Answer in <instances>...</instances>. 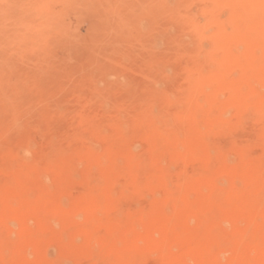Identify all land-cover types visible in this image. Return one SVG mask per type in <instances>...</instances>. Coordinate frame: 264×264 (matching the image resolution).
Listing matches in <instances>:
<instances>
[{"label": "rangeland", "instance_id": "1", "mask_svg": "<svg viewBox=\"0 0 264 264\" xmlns=\"http://www.w3.org/2000/svg\"><path fill=\"white\" fill-rule=\"evenodd\" d=\"M146 1L0 0V109L22 116L0 121V264H264V74L241 84V47L183 92L156 78Z\"/></svg>", "mask_w": 264, "mask_h": 264}, {"label": "bare ground", "instance_id": "2", "mask_svg": "<svg viewBox=\"0 0 264 264\" xmlns=\"http://www.w3.org/2000/svg\"><path fill=\"white\" fill-rule=\"evenodd\" d=\"M150 1L151 0L146 1V4L149 3V4H147L148 6H150V3H151ZM153 2H155L154 7L152 6L153 4L151 6L153 7L152 9H154V13H153V11H151V12L148 11V14L153 13L155 15V20H154L155 26H153L154 24L149 25V23H148V25L153 26V28L155 29V33H156V35L155 34L154 35L157 36V34H158V36L161 38L160 41L164 42L163 43L164 47L162 48V50L161 51L159 50L160 52L154 51L153 52V54H155L154 57L151 56L152 60L154 58V60H153L154 64H153V61H151L154 66L152 64H150L151 67L153 66L154 69L157 71V73L160 72L159 74L156 73V78L157 77L159 78V76H161V79L163 81L169 82L172 75H174L177 78L179 77L180 83L176 87H177V90H180L183 92V89L186 86L191 87L192 84H197L200 80L205 78V71H206L207 65L211 64V61L213 59H216V52L218 50H220V51L222 50V52L228 51V52L232 53L234 57L235 56L237 57L241 47H245L246 50L248 52H250V54H251L250 59L247 62H245L243 65L239 66V68H240L239 71H241V78H240L241 84H246V81L259 78L262 76V74H264V60H263V58H264V0H156V1L153 0ZM195 7L197 8V10H199V12H201L203 14H208L210 16V18H209L210 20L208 21V23H206V26H203V25L201 26L198 24V22H196L195 17H194V15H195L194 14V8ZM220 12H225L229 15L227 18V21L225 20L226 24L221 22L218 18H215V19L213 18L214 15L217 16V14H219ZM153 14H152V16H153ZM147 19L150 20V21L149 20H147V21L152 23L150 18L147 17ZM226 25L227 26L229 25L232 30L225 37L222 35H223V33L225 34V32H226L225 31ZM210 29L211 30L214 29L215 32H214V34L212 33L213 36L211 39V43L209 42L210 43V49L205 50L202 46V42L204 40H206L207 38H209L207 33H208V31H210ZM149 30H151V31H147V33L153 31L151 28ZM153 33L151 35H153ZM216 33L222 34V35L218 36V37L214 36ZM218 34H216V35H218ZM148 35H150V33ZM159 37L158 38L156 37V38L159 39ZM222 37H224V38H222ZM149 38H152V39L154 38L153 40H155L154 36L153 37L149 36ZM191 42H195L194 46L191 45ZM148 44H149V46H151L152 42L150 45V41L148 40ZM150 53H152V52H150ZM148 57H149V54H148ZM183 60L185 61V65H186L185 67L181 65V61H183ZM209 66H208V69H210ZM147 67H148V65H147ZM151 67H150V70H152ZM154 69H153V73H151V74H153V76L155 77ZM170 69L173 70L172 75L168 71ZM208 69H207V71H208ZM220 71L222 72V70H220ZM149 74H150V72H149ZM157 75H159V76H157ZM240 81L237 82V85ZM262 81H264V80L262 79ZM226 86L229 87L228 84ZM150 87H152V86H150ZM217 88H218V86H217ZM161 94L162 93H160L158 95H161ZM158 95H156L155 97H157ZM169 95L171 96V94L167 92V93H163L162 97L158 96L161 103L163 104L162 105L163 107L162 106H160V107L162 109V112H164V114L166 112H168V114L172 113L171 112L172 109L170 108V104H168V102H167V99L170 98ZM0 97L3 98V96H0ZM153 99H152V101L151 100L148 101L149 102V104H148L149 108L147 107L148 109L146 111L147 112L149 110L150 111L148 113L145 111L146 115L148 114L149 117H148V115L146 116L144 114L146 117H148L150 119L153 117V115H151V113H153V111L151 112V110L153 109L152 106H157V104L159 103L157 98L156 99L153 98ZM0 100H1V98H0ZM1 101L3 103L0 102V104H2L3 106H6V104H7V106H9L8 105L9 102L7 103L8 100L7 101L5 100L6 103L4 102L3 99ZM13 102H15V101L13 100ZM129 102H127V103L129 104ZM140 102H142V101H140ZM236 102H237V100H236ZM142 103L144 104L145 102H142ZM11 104H13V103H11ZM17 105L18 104H16V106ZM124 105H125V103H124ZM141 106H143V105H140L137 108H139ZM0 107H2V106H0ZM157 107H159V106H157ZM157 107H155V108L157 109ZM128 108H131V106ZM133 109L135 110L134 107H133ZM133 109L130 112H134ZM261 109H262V107H261ZM10 110L11 109H9V112H6V113H11L12 110L11 111ZM137 110H139V109H137ZM141 110H143V108H141ZM25 113H27V112H25ZM259 113H260V115L258 117H260V118H258V119H260L261 122L263 123L264 122V109ZM256 115H258V114H256ZM21 117L22 116L18 115V112H17V115H12V113H11V115H7V114H5V112L2 111V108L0 109V121L2 120V122L7 124V129H4V130H6L5 132L7 133V131H8L15 137L19 133H21L20 127L17 124L18 120ZM261 122L259 121V124ZM257 123H258V121H257ZM258 127H260V126H258ZM226 130L228 132H230V129H226ZM235 132H234V130H232L231 134H233V133L235 134ZM245 142H246L244 144L245 146L243 145L245 148L243 147L242 149L244 150V152H248L250 150L249 149L250 148V142L249 141H245ZM22 148H24V150L28 151L29 144H27V143L24 144V146H22ZM137 178H138V176H137ZM230 192H231V190H230ZM254 193H255V191H254ZM247 194H245V195H247ZM241 203H242V201H241ZM254 203H253V205H255ZM242 205L240 204V205L234 206V207H236V210H237V208L241 207ZM238 211H239V209H238ZM253 233H255V232H253ZM258 234H259V232H258ZM238 235H239V233H238ZM241 236H243V234ZM259 243H261V242H259ZM262 243H263V241H262Z\"/></svg>", "mask_w": 264, "mask_h": 264}]
</instances>
